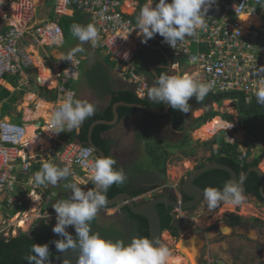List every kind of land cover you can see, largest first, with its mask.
Returning a JSON list of instances; mask_svg holds the SVG:
<instances>
[{
	"label": "built area",
	"instance_id": "obj_1",
	"mask_svg": "<svg viewBox=\"0 0 264 264\" xmlns=\"http://www.w3.org/2000/svg\"><path fill=\"white\" fill-rule=\"evenodd\" d=\"M9 1L15 6L8 29L0 34V86L6 76H18L33 66L31 55L22 48L28 37L48 47L62 43L64 34L59 23L61 17L73 10L87 15L89 23L97 27L99 40L95 47L117 63L118 77L134 83L138 97L146 98L149 84L141 79L135 65L137 51L146 44L141 43L143 37L138 36L139 29L124 9L127 2L134 0H54L56 19L40 23L36 22V0ZM246 16H255L257 20L244 27L242 18ZM204 25L195 37H186L174 48L158 34L154 38L156 47L173 53L176 58L189 57V62L200 69L196 79L214 84L207 95L241 92L245 93L248 104L253 102L259 86L257 80L264 76V73L252 75L264 66V0H216L205 16ZM194 47L198 48L195 52ZM81 66L82 59L75 57L74 62L62 63L56 71L54 89L61 101L75 99L76 93L70 85L80 79ZM230 102L235 105V100ZM25 137V127L0 117V197L5 194L4 200L0 199V214L3 203L11 210L23 207L26 201L33 204L30 193L48 195V185L37 186L34 178L24 184L15 174L19 163L24 174L32 171L33 163L26 156ZM98 157L92 147L70 143L60 160L70 166L73 175L75 169L82 171L85 177L82 183L89 190L90 165Z\"/></svg>",
	"mask_w": 264,
	"mask_h": 264
},
{
	"label": "clouds",
	"instance_id": "obj_2",
	"mask_svg": "<svg viewBox=\"0 0 264 264\" xmlns=\"http://www.w3.org/2000/svg\"><path fill=\"white\" fill-rule=\"evenodd\" d=\"M153 2L154 0H147L136 18L135 28L139 29L138 36L143 37L141 43L146 44L148 40L159 34L165 43L174 48L178 43L184 42L186 37H195L198 34L197 30L205 26V16L216 0H171L170 3L168 0H158L154 8ZM71 33L81 42V46L62 60L72 63L75 60L74 53L83 52L82 45L86 42H91L95 47L99 35L97 27L92 23L86 26L73 24ZM260 73H264V66L255 70L252 75ZM257 81L259 86L255 92L256 101L264 104V76ZM213 86V82L202 83L188 74L183 76L162 74L156 78V85L147 92L149 99L154 103H164L187 115L190 111V98L195 97L198 102L202 101ZM95 112L96 106L93 103L66 98L51 113L50 123L56 129L55 133L64 132L65 128L79 129ZM81 162L85 163V161ZM116 163L117 161L110 156L96 158L90 165V179L94 187L87 191L77 186L75 182L65 185L71 189V195L68 199L60 200L52 206L57 221L52 231L62 239L51 243L60 253L77 250L79 255L76 264H169L172 252L158 240H150L146 237L133 238L125 245L123 241L105 240L98 233L92 232L91 222L108 204L105 195L107 189L113 184L122 185L127 179L122 168L118 170L114 168ZM70 175H72L70 166L60 168L45 162L41 170L35 173L34 181L37 186L46 187L49 184L55 186L58 182L67 180ZM74 179L78 180V178ZM241 185L242 178L239 182L237 180L226 182L223 189L215 187L204 189L203 199L207 202V209L214 210L222 203L232 206L241 205L246 199ZM32 194L36 193H30ZM3 206V209H8L6 203ZM24 211L27 212L28 208L11 216L8 209L10 217L22 216ZM68 227L74 228L75 238L67 231ZM24 259L28 264H51L49 244H33L31 254Z\"/></svg>",
	"mask_w": 264,
	"mask_h": 264
},
{
	"label": "crops",
	"instance_id": "obj_3",
	"mask_svg": "<svg viewBox=\"0 0 264 264\" xmlns=\"http://www.w3.org/2000/svg\"><path fill=\"white\" fill-rule=\"evenodd\" d=\"M140 1L141 0H134L132 2L126 3L124 9L128 13V15L131 16V18L135 14L138 13ZM155 5L156 4L154 1L152 5L153 8L155 7ZM14 6L15 5L14 3H12V1L0 0V14H1L0 15V34L8 29V25L12 21L11 16L13 17L12 13H13ZM38 7L42 8V17H43L42 21L37 20V8ZM53 7H54L53 0H49V1L48 0H36V22L40 23L44 21H54L56 19V16L54 14ZM81 15L83 16L82 23H85L86 25H88L89 17L83 13H81ZM66 17L71 18V19L74 18V20H77L76 17H78V11L70 10L66 15L61 17L60 22L62 21V19ZM79 21L81 20H78L76 22L72 21V23H70V27H72L73 24H77V23L80 24ZM156 36L154 38H156ZM65 37H66V34H64V39L61 44L65 42ZM154 38L148 40L146 43V46L137 51L136 61H135L136 68L138 66V67H142L143 69V71L138 72L137 70V72L139 73L143 81L148 82L149 87L151 86L150 85L151 82H153L156 85V78L155 79L148 78L146 76V68L150 70L154 76V71L157 73V70H159L158 69L159 66H156V65L164 64V63H161V57L163 56L168 61V62L166 61L167 62L166 65H168L167 67L168 75H170V73L175 67H180L179 63H181V67L185 65L192 66L191 65L192 63L189 62L190 61L189 57L176 58V62L172 63L169 60L168 53H167L168 57H166L161 51L156 49L157 47H156ZM37 43L39 44V46H41V48L37 46ZM60 45L54 46V47H48L45 45V43L40 42L38 39L28 37L22 43V48L28 54L31 55V59L33 61H34L33 58L38 56L40 58L41 63L38 64V62H36L37 65L35 66L36 63L34 64L33 62V66L25 70L24 73L20 74L18 78L12 77L13 81L5 79L1 86L4 90L10 92L12 97L17 99L16 103L10 104L11 112L7 113L5 117H2V119L6 121H10L15 124L22 125L26 129V137H25L24 142L26 143V147H27L26 156H28L29 160L33 163L32 171L29 174H24L23 171L21 170V166L19 163L18 167L16 168V173H15L18 180L24 184H27L28 181H31V179L34 178L35 173L41 170L42 165L45 162L51 163L60 168L65 167L66 165L62 163L60 160L61 153L63 152V150L66 148L68 144L70 143L77 144L76 141L79 140V139H75L71 141L68 137V134L72 132L73 130H68L67 128H65L64 132L55 133L56 129L51 128L50 117L49 118L43 117L42 111L40 108L41 103H46L48 105V109L46 113L48 115H51V113L62 102L60 100V97H58L56 101H53L52 95L49 94L48 91H54L55 89L48 87L49 85L46 86V83H41L42 67L48 68L50 72L52 73V75H55L56 71L59 69V66L62 63L67 62V60H62L66 56H64L63 54L57 51H52L56 47H60ZM94 48L96 49V47ZM196 50H198V48L194 47L193 51L195 52ZM42 51L43 52L46 51V54H45L46 56L44 55ZM81 59H82V66H81L82 74H80L81 78L78 81L73 82L70 86L72 90L76 93L79 100L81 101L86 100L90 103H93L96 106V111L97 110H101V111L107 110L111 105L112 95L110 92L104 91V88L107 84L115 92L133 91L137 95V92H136L137 88L134 83H130L127 80L124 81L118 77V74L116 73L117 63L110 56L105 54L104 59L101 56H94L91 60V63L86 66L85 71L83 68L85 58L82 57ZM93 63L95 64L92 65ZM39 65H41L42 67ZM159 68H162V66H160ZM198 71L199 72L197 73V75L200 73V69ZM94 75L95 77L97 76V79L96 81H93V80L91 81L92 76ZM83 80L85 84H83ZM103 80H105L107 83L103 82ZM81 82L83 85L80 84ZM77 83H79L80 85ZM55 85H57V82H55ZM43 89H45L44 90L45 92L41 93ZM104 100H108V102L104 103ZM7 101L8 99L6 98L3 102H0V115L2 112L1 109H2L3 103ZM121 102H124V101H121ZM36 118L37 120H35ZM185 120H187L186 115H185ZM105 121H108V120H105ZM82 126L83 124L80 126L79 129H76L77 133L80 132V129ZM151 127L153 128V131L155 133L157 132V129L162 127L164 129L167 128L166 130H169L172 136H176L177 134L182 136L183 134V132H180L173 128L172 122L168 118H163V117L158 118L155 121L154 125H152L151 119L146 116V111L144 110L135 112L134 114L129 115V116L127 115L124 116L122 120H119V123L117 125L112 126V128L109 131H106L103 134V137L110 142L111 155L117 161L116 164L124 170L127 176V179L125 182L130 185L136 186V187H138L136 183H139V182L141 183L140 185H146V182H145L146 176L143 173H138L137 175H134L135 173L133 172L132 169H133V166L136 165L137 162L140 161L143 154L146 155V140H145L146 131L149 130ZM186 128L187 126H185V129ZM115 137L116 139H114ZM118 149L121 150V154L119 153ZM23 156H25V153H23ZM74 172H75V175L73 174L70 175L67 178V180L72 177V179L75 180L77 183H79V181L82 182L83 179L81 177H84L82 176L83 175L82 171L79 169L77 170L75 169ZM74 178H78V180ZM67 180H62L58 182L59 188L63 186L65 187ZM48 186H49V190H47V192L50 193L52 197H50L49 194L44 195L47 193H43L42 196H40L41 203H42L40 205L42 206L39 207V210L41 213H44V214L52 213L54 211V209L52 208L54 204L52 203L55 200L53 197H55L54 192L56 188L55 186L50 185V184ZM28 190H31V189L28 188ZM4 198H5V194L1 195L0 199L2 201L4 200ZM29 203L31 206L32 202H29ZM30 206L28 207V209L32 207ZM2 214L5 216H9L8 209L6 208L3 209V212L0 215ZM20 217L21 215L19 216L17 220L22 219V222L24 223L28 222V220L25 219V217L21 219ZM20 222L21 221H19V224Z\"/></svg>",
	"mask_w": 264,
	"mask_h": 264
},
{
	"label": "rangeland",
	"instance_id": "obj_4",
	"mask_svg": "<svg viewBox=\"0 0 264 264\" xmlns=\"http://www.w3.org/2000/svg\"><path fill=\"white\" fill-rule=\"evenodd\" d=\"M49 1V0H48ZM54 1V0H53ZM42 8H37V20L42 21ZM80 25L86 26L85 23H81ZM71 29V28H70ZM37 46L39 44L37 43ZM78 46H81V42L75 38L71 30L66 34L65 42L60 45V47H56L52 51H57L64 56H67L70 52H73ZM84 51L83 52H76L74 53L75 57L78 58H85L84 61V71L87 65L91 63V60L94 56H101L103 59L105 58V53L102 51L95 49L91 42H86L82 45ZM43 52V51H42ZM44 55L46 51L43 52ZM46 56V55H45ZM36 62L40 64V58L38 56L35 57ZM42 61V60H41ZM35 64V63H34ZM93 63L92 65H94ZM140 64V63H139ZM37 64H35L36 66ZM199 68L198 66H188L185 65L183 67H175L170 75H180L183 76L184 74H188L191 76L197 77V73ZM196 73V75H195ZM80 74H82V70H80ZM81 78V77H80ZM97 76H92L91 81H96ZM79 84V83H77ZM81 85L85 84L83 80L80 83ZM79 84V85H80ZM149 90L155 86L153 82L150 84ZM50 88H54L55 86H48ZM147 98L148 92H147ZM74 100H79L77 95L75 96ZM191 101V109L188 112V121H187V130L183 132L182 136L177 134L176 136H172L169 130L164 128L157 129L155 133L153 130H149L148 136H146V144H152L156 141L163 140L170 144H179L184 139L185 135H189V138L192 140V144L190 147H187L184 150L176 149L172 152L170 159L168 161V170H167V177L163 178L158 170L155 168L154 164L152 163L151 159L148 155H144L141 157L140 161L137 162L136 165L133 166L134 175L138 173H143L146 176V185H140L141 183H136L140 188H148L151 186L156 187L154 191L148 192L147 194L139 197V199H146L150 200L154 197L155 194H161L166 189L169 190L171 188H176L181 185L183 181L187 179L189 174L192 171L198 169V167L202 166L203 164L208 163V159L211 158L213 155V151L218 149V146H214L211 149V143L216 138L223 139L235 143L236 141L241 142L240 151H242L245 155L247 151L246 142L248 141L249 136L243 130L241 123H240V114L236 105H233V102L225 101L221 106L218 104H208L205 107H202L198 103H194V100ZM108 100H104V103H107ZM229 103V105H227ZM53 108V107H52ZM210 111H217L221 115L223 114H231L234 117L233 125H235L231 129H221L216 134L213 135L212 138L203 139L200 137L198 131L203 127L201 126L199 129H195L196 120L202 117L206 112ZM222 119V117H219ZM224 121V120H223ZM227 122V121H225ZM229 123V122H228ZM47 131V130H46ZM116 139V137L114 138ZM208 142L209 144H204ZM203 143V144H202ZM245 144V145H243ZM120 148V147H119ZM119 153L121 154V150ZM264 152V143H258L252 148L251 157L259 156ZM187 153H191L187 156ZM260 168L264 172V158L260 163ZM84 176V175H82ZM83 180L85 177H81ZM77 183L75 180L68 179L66 184L70 183ZM80 183V184H79ZM77 186L81 187L83 190L87 191L85 186L81 184L82 182L79 181ZM55 200L52 204L57 203L58 201L68 199L71 195V189L67 187H60L59 184L55 185ZM41 192V191H40ZM50 197V193H48ZM33 195V194H32ZM30 195V198L31 196ZM32 199V198H31ZM34 204V203H33ZM31 205L32 207L35 206ZM42 204V203H41ZM30 203L25 206V208L20 209L23 211L24 209L28 208ZM30 206V207H31ZM35 208V214L30 216L28 222H22L21 218H24V214L20 217L21 220H16V216L10 217L5 215H0V237L3 236L4 238H10L17 236L20 233H29L31 230L36 226L37 222L40 219H46L50 223L56 224V213L53 211L52 213H48L47 215L41 213L39 207ZM123 206L110 208V209H101L97 214V224L100 227L110 228L113 227L115 230L119 231L125 241H130V234L132 232V227L127 222V214L123 211ZM31 207V208H32ZM29 208L28 210H30ZM11 216L14 213V209L10 210ZM181 214L180 223H181V232L180 238L176 239L173 235L166 231L164 232L163 236V243L162 245L168 247L172 252V258H176L179 256H184L182 251H188L190 255L189 247L184 249L183 246L180 244V239L184 234L194 235L199 237L200 235V242L197 243V248L195 252L197 253L196 263L197 264H264V205L260 204L256 199L251 197H246L245 201L239 206H232L229 204L222 203L219 207L214 210L209 211L207 209V202L204 201L197 209L189 212H179ZM227 214H236L241 216L245 221L249 224L247 226H240L230 232H227L221 237L218 235H213L209 237L211 232H217L218 228L226 226L227 222L226 215ZM255 219H258L259 222H256ZM19 221L20 224H19ZM22 223L27 225L28 227H22ZM11 227H10V226ZM72 229V227H68L67 230ZM197 234H193V232ZM201 233V234H200ZM114 234V233H113ZM119 237V234L117 235ZM117 238V237H116ZM114 238V240L116 239ZM118 241V238H117ZM255 247L257 249V253H255ZM192 256H194L192 254ZM195 258V257H194ZM172 260V259H171ZM170 260V261H171ZM169 261V264H170ZM187 263V262H186Z\"/></svg>",
	"mask_w": 264,
	"mask_h": 264
},
{
	"label": "trees",
	"instance_id": "obj_5",
	"mask_svg": "<svg viewBox=\"0 0 264 264\" xmlns=\"http://www.w3.org/2000/svg\"><path fill=\"white\" fill-rule=\"evenodd\" d=\"M155 4L158 3V0H154ZM147 2V0H141L139 5V11L137 14H135L132 19L134 23L136 24V18L139 15L140 9L144 6V4ZM170 3L171 0H168ZM82 15L78 12L77 20L71 19V18H64L60 22V26L64 30V34H67L71 29L70 23L76 22L78 20L80 24L82 23ZM78 24V23H77ZM79 24V25H80ZM169 54V60L172 63L176 62V57L173 53L167 51ZM164 57V56H163ZM161 57V63L167 64V60L164 57ZM109 58V57H108ZM167 61V62H166ZM138 72L143 71L142 67L137 66ZM158 76L162 74H168V71L166 70H157ZM146 76L150 79H155L156 77L153 76L150 70L146 68ZM12 77L18 78V76H6L7 80L13 81ZM103 82H106L103 80ZM107 83V82H106ZM105 86V85H103ZM45 89L42 90L41 93H44ZM47 91V90H46ZM104 91H108L112 95V102L110 107L107 110L101 111L97 110L95 114L86 119L83 122V126L80 129V132L77 133L76 129H73L72 132L68 134V137L71 141L75 139L81 140L83 143L87 144L88 141V135H89V128L90 126L97 120H108L111 121L114 118L113 114V105L117 102H127V103H134V104H144L148 107H152L159 110H164L166 108V105L164 103H154L149 98L141 99L139 98L133 91H118L115 92L108 86V84L105 86ZM49 94L52 95V100L56 101L58 99V92L57 90L54 91H48ZM8 99L7 102L3 103L2 109H1V117H5L7 113L11 112V106L10 104H14L17 102V99L12 97L11 93L4 90L0 86V102H3L5 99ZM191 99L195 100L196 103H198L201 106H205L208 104H218L222 105L224 101L226 100H235V105L238 109V112L241 116L240 123L243 128V130L247 133L249 136L248 141L245 143L247 147L246 156L243 157V152L240 151V146L242 145L240 141H236L235 143H231L225 138L220 139L216 138L211 143V149L214 148V146H218L217 152L216 150L213 151V155L211 158L208 159V162H218L221 164H225L230 166L232 169H234L238 175V181L241 180L242 174H245L251 167H258L264 158V152L263 154L259 156L251 157L252 154V148L258 144V143H264V104L257 103L256 99H254L253 102L247 103L246 102V95L245 93L241 92H230V93H222L219 95H207L202 101H197L195 97H192ZM10 102V103H9ZM169 115L165 116L163 118H168L173 125V128L175 130H178L180 132H185V114L181 111L174 110L171 107L168 106ZM142 111L135 108H128V107H119L118 112L120 114V120L124 116H129L134 114L135 112ZM146 116L151 119L152 125H154L155 121L158 118L151 113L146 112ZM217 116H221L225 121L227 122H233L234 117L231 114H223L221 115L217 111H210L206 114H204L202 117L198 118L196 120L195 129H199L201 126L205 125L209 121L213 120ZM112 127L106 126V125H98L95 127L93 131V141L94 143L101 148L106 156L113 157L111 155L110 151V142L106 140L103 137V134L106 131H109ZM149 130H153L151 127ZM149 130L146 131V136H148ZM192 144V140L189 138V135H185L184 139L179 144H170L168 142H165L163 140L156 141L152 144H146V155L151 159L152 163L154 164L155 168L158 170L159 174L163 177H167V170H168V161L170 159V156L172 152L176 149L184 150L187 147H190ZM203 144V143H202ZM204 144H209L208 142ZM243 144V145H245ZM186 153V151L184 150ZM191 154V153H190ZM187 153V156L190 155ZM114 158V157H113ZM204 164L199 168L203 167ZM114 168L117 170L121 167L117 164L114 165ZM231 181V176L221 170H214L209 171L202 175L198 180H196V184L201 186L204 189L208 187H215L218 189H223L226 182ZM262 185L261 179L258 174L252 172L246 181V186L249 194H253L254 196H257L260 201L264 202V199L261 197L260 194V187ZM93 183L91 184V188H93ZM156 187L151 186L148 188H140L133 185H130L126 182H124L122 185L113 184L110 186L105 195L107 197V200L113 199L118 194L128 192L130 193L134 198L140 197L144 194H147L148 192L154 191ZM155 196V195H154ZM29 204V201H26L23 207H17L14 209V213L20 211V209L25 208ZM109 207H105L103 209H108ZM13 210V209H12ZM25 210V209H24ZM158 210L161 216L162 220V226L164 232L168 231L170 232L174 238L178 239L180 237V231H181V224L176 220V218L171 214V210L169 208H166L164 205H159ZM123 211L127 214V219L129 225L132 227V232L130 234V241H125L121 235V233L117 230H115L113 227L110 228H103L98 226L97 224V216L96 218L91 222V230L93 233H98L101 238L105 240H111L113 242L118 240L123 241L125 245L129 244L133 238H149L150 239V233H149V223L148 220L142 216L134 215L131 213V211L128 209L126 205L123 206ZM20 215L16 217V220L19 218ZM230 224L232 226H240V225H247L249 224L245 219L242 217L236 215V214H229L228 215ZM256 222H259L258 219H255ZM55 226L54 223L48 222L46 219H40L36 226L31 230L30 233H20L19 235L15 237L10 238H4L3 236L0 237V264H28L27 260L24 259L27 255L31 254V248L33 244H49V250H50V260L51 264H53L56 256L60 253L57 252L55 249L54 244L51 243V241L62 239V237L56 235L53 233L52 229ZM70 234L73 235L75 238V231L74 228L67 230ZM114 233V234H113ZM119 234V237L117 236ZM117 237V238H116ZM114 238H116L114 240Z\"/></svg>",
	"mask_w": 264,
	"mask_h": 264
},
{
	"label": "water",
	"instance_id": "obj_6",
	"mask_svg": "<svg viewBox=\"0 0 264 264\" xmlns=\"http://www.w3.org/2000/svg\"><path fill=\"white\" fill-rule=\"evenodd\" d=\"M156 49H158L166 57H168V54L166 53L164 49L159 48V47H157ZM154 76L156 78L158 77V74L155 71H154ZM119 107H129V108L141 109V110H144L158 117L168 116L170 113L167 105L164 110H159V109H155L152 107H148L143 104L118 102L114 104L113 106L114 119L112 121L98 120L94 122L89 128L87 144L83 143L80 140L76 141L77 144L81 146H90L96 151L99 157H103V156L107 157L105 152L94 143L92 135H93V131L95 127L98 125H106V126L112 127L119 123V120H120V116L118 113ZM214 170L225 171L231 176V180L238 181V175L236 171L232 169L230 166L221 164L218 162L206 163L202 168L196 170L182 184L181 192L187 197L192 199L189 202L180 203L177 200L170 198L163 194H157L152 199L146 201L145 199L134 198L130 193L124 192V193L118 194L113 199L108 200V204L106 207L114 208L120 205H126L128 209L131 211V213H133L134 215H138V216H142L146 218L149 223L150 240L151 239L158 240L159 243L162 245L164 230H163L162 220H161V216L158 210V206L164 205L166 208H172V209H177V210L178 209L179 210H189V209H192L198 206L203 201V191L204 190L199 185L196 184V180H198V178H200L205 173L209 171H214ZM252 172L258 174L261 179L262 185L260 187V193H261L262 198L264 199V172L262 171L260 166L251 167L245 174H242V177H241L242 185L241 186L243 188L245 197H247L246 181L248 180ZM220 230L222 234H226L227 232L231 231V229L227 226L221 227ZM218 234H219L218 232H211L209 237H212L213 235H218ZM179 242L181 243V246L184 247V249L189 247L190 252H195L196 250H198L196 246H197V243L200 242V238L194 235L184 234L181 237ZM78 255L79 253L77 250H67L63 253H59L56 256L53 264H76Z\"/></svg>",
	"mask_w": 264,
	"mask_h": 264
},
{
	"label": "bare ground",
	"instance_id": "obj_7",
	"mask_svg": "<svg viewBox=\"0 0 264 264\" xmlns=\"http://www.w3.org/2000/svg\"><path fill=\"white\" fill-rule=\"evenodd\" d=\"M2 2H4V1H2ZM256 20H257V18L255 16H246V17L242 18V22L244 23V27L252 25V23L255 22ZM33 59H34L33 62L36 63V58H33ZM39 66H41V65H39ZM41 80L45 81L46 85L55 86V82H56L55 76L52 75L50 70L48 68H46V67H42V69H41ZM227 105H229V103H227ZM40 108H41V111H42V116L45 117V118H49L50 115H48L46 113L47 109H48V105L46 103H41ZM35 120H37V118ZM234 126L235 125H233L232 123L225 122V121H223V119H221L219 117H216L213 120H211L210 122H208L207 124H205L198 131V133H199L200 137L203 138V139L212 138L213 135L216 134L219 130L225 129V128L231 129ZM31 198H32L33 203L35 204L36 207L41 204V197L40 196H37V195L33 194ZM35 206L27 211V213L24 216L25 219L28 220V218L30 216L35 214V208H36ZM21 226L24 227V228L28 227L24 223H22ZM178 244L181 245V243H178ZM182 253L184 254V256H179V257H176V258H172V260L170 261V264H197L196 263V254H197L196 252H192V254L194 256H192V254L190 255V253L188 251H186V250L182 251Z\"/></svg>",
	"mask_w": 264,
	"mask_h": 264
},
{
	"label": "flooded vegetation",
	"instance_id": "obj_8",
	"mask_svg": "<svg viewBox=\"0 0 264 264\" xmlns=\"http://www.w3.org/2000/svg\"><path fill=\"white\" fill-rule=\"evenodd\" d=\"M156 66H162V68H159L158 67V69H160V70H166V72L168 71V69H167V67H168V65H166V64H159V65H156ZM157 69V68H156ZM193 100V99H192ZM194 103H196V101L194 100ZM189 105H190V109H191V101L189 102ZM188 114V113H187ZM186 118H187V120H185V126H187V121H188V115H186ZM205 165V164H204ZM202 168V167H201ZM200 169V168H199ZM196 170H198V169H196ZM195 170V171H196ZM195 171H192L190 174H189V176L188 177H190ZM187 177V178H188ZM187 180V179H186ZM185 181H183L182 183H181V185L180 186H178V187H176V188H171V189H169V190H165L163 193H161V194H163V195H166V196H168V197H170V198H173V199H175V200H177L178 202H180V203H185V202H189V201H191L192 199L191 198H189V197H187L186 195H184L182 192H181V187H182V184L184 183ZM201 187V186H200ZM202 188V187H201ZM157 189V188H156ZM203 189V188H202ZM261 194V193H260ZM155 195H157V194H155ZM247 197H251V198H254V199H256V201H258L260 204H262V205H264V202H262V201H260V199L257 197V196H254L253 194H249L248 193V190H247ZM262 197V196H261ZM205 200L203 199V201L198 205V206H196V207H194V208H192V209H189V210H177V209H172V208H169L170 210H171V214L176 218V220H178V222L180 223V218L182 217L181 216V214L179 213L180 211L181 212H189V211H193V210H195V209H197L201 204H203V202H204ZM119 207V206H118ZM115 208V207H114ZM228 215L229 214H227L226 215V222H227V224H226V226L227 227H229L230 229H231V231L233 232V230L234 229H236L237 227H242V226H247V225H240V226H232L231 224H230V221H229V218H228ZM239 216V215H238ZM241 217V216H240ZM181 224V223H180ZM181 232V231H180ZM217 232L219 233L218 234V237H221V236H223L224 234H222V232H221V230H220V228H218L217 229ZM193 234H197L195 231L193 232ZM201 234V233H200ZM197 235H199V234H197ZM199 237H200V235H199ZM180 238V237H179ZM255 253H257L256 251H257V249H256V247H255Z\"/></svg>",
	"mask_w": 264,
	"mask_h": 264
}]
</instances>
